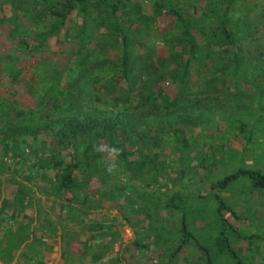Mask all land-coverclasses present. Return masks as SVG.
<instances>
[{"label":"trees","instance_id":"trees-1","mask_svg":"<svg viewBox=\"0 0 264 264\" xmlns=\"http://www.w3.org/2000/svg\"><path fill=\"white\" fill-rule=\"evenodd\" d=\"M44 1H49L51 20L41 28L35 10L22 7L18 0H8L11 9L8 17L0 7V22L6 23L7 33L15 42L12 52L0 53V188L8 181L13 183L10 190L4 188L1 209L7 208L14 217L22 216L31 202L29 194L36 189L46 198L51 195L52 200L58 201L64 192L68 193L67 200L74 199L71 185L82 188L84 200L89 191L99 192L101 196L107 186L112 195L119 187L139 192L138 185L156 181L158 169L168 171L148 151L150 146L153 152L158 151L160 140L169 131H176L180 136L183 126H198L201 135L205 128L215 125L214 120L221 118L227 123L234 122V127L246 138L252 135L258 121L264 122V114L258 112L264 92L261 89L264 58L257 60V52L264 53V46L260 44L264 0L239 3L237 0H186V10H182L180 0H148L151 14L143 12L134 0H61L57 2L58 8L54 0ZM128 5H133L134 10L130 16H124L123 8ZM236 9L239 10L235 15ZM73 10L81 22L68 33ZM162 13L170 17V22L157 34L150 25L152 18ZM87 20L100 38L98 52H106V44L107 48L115 49V59L109 58L108 64H100L98 59L88 61L90 52L80 45L81 38L88 37ZM65 35L72 36L77 46L64 55L60 69L56 66L62 54L59 60L48 57L39 75L26 78L27 59L34 55L31 68L37 70L46 59L41 53L48 52V38L59 44ZM155 40L164 46L166 53H158ZM101 65L103 69L111 66L112 72L107 75L106 86L98 87L93 83ZM192 72L196 73L194 80H191ZM165 76L172 83L168 89L161 83L150 84V79L160 80ZM207 80L211 85L220 81L222 88L236 90L229 93V100L236 105L243 102V107H236L241 112L238 118L231 113H221L222 117L213 114L210 107L218 109L210 103V89L214 88L210 86L207 92L199 89V83ZM246 82L248 87L244 85ZM15 85L34 97L31 106H20L17 100L11 105L5 99L2 89ZM134 89L138 101L131 105L129 93ZM73 92L83 99L87 96L89 100H97L102 108H80ZM142 102L146 107L138 109L135 104ZM246 105L252 111H245ZM249 118L251 121H247ZM94 144L111 146L118 153L109 157L103 151L94 152ZM107 159L116 160L119 166L116 174L106 172ZM240 176L247 177L250 187L264 188V172L259 168L240 167L212 181L209 189H223ZM89 186L91 190L87 189ZM218 196L212 192L224 253L237 264H248L249 260L244 261L228 239L230 230L237 239H251L252 233L243 236L233 226L234 221H247L246 216L231 209ZM173 198L174 194L170 200ZM22 231L25 232L19 224L14 233ZM181 234L183 239L189 235L183 224ZM196 245L208 250L205 245ZM206 262L210 264L209 257Z\"/></svg>","mask_w":264,"mask_h":264},{"label":"rangeland","instance_id":"rangeland-1","mask_svg":"<svg viewBox=\"0 0 264 264\" xmlns=\"http://www.w3.org/2000/svg\"><path fill=\"white\" fill-rule=\"evenodd\" d=\"M18 1L22 7L35 10L34 13L38 15L40 28L51 20L48 15L49 1ZM54 1L59 3L61 0ZM239 1L241 0L236 2L239 3ZM134 2L140 5L143 12L152 13L148 0H134ZM180 2L183 6L182 10H186V0H180ZM56 3L54 6L58 8L59 5ZM0 7L4 16L8 17L11 10L8 0H0ZM133 10L134 6L128 5L123 8L122 12L124 16H130ZM238 10L236 9V12L234 10L235 15ZM70 15L71 22L68 33H72L81 22V17L75 10ZM152 21L150 29L158 34L167 28L170 17L162 13L153 17ZM5 25V22H0V53L12 52L15 44L14 40L10 39ZM87 26L88 37H82L80 45L89 50L88 61L98 59L100 64H108L109 58L115 59V49L107 48L106 44L107 51L98 52L100 38L92 29L90 20H87ZM262 31L260 44L264 46V29ZM245 39L249 43V38ZM58 43L56 44L53 38H48L46 44L48 52L41 53L46 59L42 61L37 70L31 68L34 55L27 59L28 76L26 78L35 74L39 75L49 59L48 57L59 60V54H62V59L56 66L57 70L60 69L64 55L77 46L76 40L69 35L61 37ZM155 43L158 45L159 54L166 53L164 46H161L159 41L155 40ZM262 49L264 50V48ZM257 56V60L264 58V53L257 52ZM225 60L228 61V58L225 57ZM104 65H101V68L95 72L98 77L93 84L98 87L106 86L107 75L112 72L111 66H105L103 69ZM195 78H197L196 73L192 72L191 80ZM153 79H150L152 86H157L159 83L165 89L172 86L168 76L160 80H155V78L153 81ZM221 83L218 81L216 85H211L209 80L202 81L199 83L201 85L199 89L207 92L210 86L214 88L210 89V103H213L218 109L210 107L213 114L222 117L221 113H231V116L238 118L241 112L236 107H243V102L239 104L242 106L231 102L229 93L236 90L233 88L226 90L222 88ZM244 85L249 86L247 82ZM261 89L264 90V86ZM251 90L253 91L254 88ZM85 91L87 92L88 89ZM2 93L11 105L14 104V100L19 101L20 106H31L34 103V97L26 91L24 92L19 85L3 88ZM129 94L132 105L138 101V93H135L134 89ZM190 94L188 93L187 96ZM72 95L76 97L80 108H102L95 99L89 100L87 96L83 99L80 94H74V92ZM262 96V108L259 107L258 112L262 111L264 114V92ZM135 106L138 109H143L146 104L142 102ZM223 108H225L224 112ZM245 111L249 112L252 109L250 110L246 105ZM247 121H251V119L249 118ZM213 122L215 125L205 128L201 135L198 126L191 128L183 126V129H180V136L176 131H169L167 137L160 140L161 146L158 151L153 152V146H150L148 153H154L156 163H164V166L168 167V171L158 169L156 181L149 185H138L139 192H133L128 187H119V191L113 193V195H119L115 197L108 193L107 186V191H105L107 193L100 191V196L99 192L89 191L86 200H84L81 199L82 188L71 185L75 193L74 199L67 200L68 193L64 192L58 201L57 199L52 200L51 195L46 198L45 194L36 189L29 194L31 202L27 208L31 214L36 213L37 216L41 215L44 218H48L54 213L56 216L62 214L63 218L67 215L72 216L70 219L66 217L67 221L64 223L73 225L70 228L71 231L68 232H72L71 236L75 241L69 248H65L62 259L64 256L70 255L74 264H207L208 257L210 264H237L224 253L223 241L217 232L216 200L212 197V192H215L219 195V199L231 209L246 216L247 221L244 223L233 222V226L241 231L240 234L243 236L249 233L253 234L251 239L248 237L247 239H237L230 230L228 232L230 245L242 259H246L244 261L248 262L249 260L248 264H264V188H252L247 177L240 176L229 182L223 189H209V184L212 181L236 168H259L264 172V122L258 121L255 124L257 127L255 130L253 129L252 135L250 137L246 135L248 140L234 127V122L227 123L221 118H217ZM254 133L256 134L254 135ZM182 149L187 152H181ZM103 152L107 153L106 150ZM204 154L205 160L202 161ZM198 161L201 162L198 163ZM4 175L8 176L6 173ZM120 178H124L123 173L120 174ZM4 181L6 182V180ZM138 181V178L134 180L136 183ZM12 184L11 181H8L4 183L3 187L7 186L10 190ZM28 185L34 188L36 186L32 182H29ZM91 188L89 186L87 189L91 190ZM173 194L174 198L170 200ZM182 224L189 234L187 238L185 236V239L181 234ZM181 241L183 243L178 249H175ZM198 243L205 245L208 250L199 248L196 245Z\"/></svg>","mask_w":264,"mask_h":264},{"label":"crops","instance_id":"crops-1","mask_svg":"<svg viewBox=\"0 0 264 264\" xmlns=\"http://www.w3.org/2000/svg\"><path fill=\"white\" fill-rule=\"evenodd\" d=\"M3 185L0 188V264H74L70 255L62 259L65 248L75 241L72 232H68L73 225L64 223L66 217L72 216L63 218L62 214L54 213L44 218L25 208L22 216L14 217L7 208L1 209V199L5 196ZM19 224L25 232L14 233Z\"/></svg>","mask_w":264,"mask_h":264},{"label":"clouds","instance_id":"clouds-1","mask_svg":"<svg viewBox=\"0 0 264 264\" xmlns=\"http://www.w3.org/2000/svg\"><path fill=\"white\" fill-rule=\"evenodd\" d=\"M106 150L108 153L109 157L114 156V154L118 153V149L113 148L111 146H104V145H93V151L94 152H101ZM119 166L116 163L115 159H107L105 162V170L108 174L110 175H114L116 174L117 170H118Z\"/></svg>","mask_w":264,"mask_h":264}]
</instances>
